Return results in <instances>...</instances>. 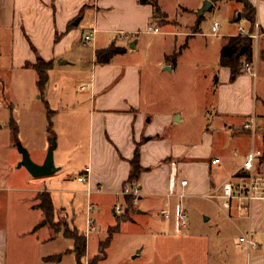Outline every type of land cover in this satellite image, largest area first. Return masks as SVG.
<instances>
[{
  "label": "rangeland",
  "instance_id": "374dc122",
  "mask_svg": "<svg viewBox=\"0 0 264 264\" xmlns=\"http://www.w3.org/2000/svg\"><path fill=\"white\" fill-rule=\"evenodd\" d=\"M159 2L161 10L169 16L166 25L158 23L162 35H148L149 28L142 29L135 37V40H141L139 50L134 57L124 59L125 62L142 68L144 98L146 109L150 113L147 129L151 131L158 129L162 136L161 141L149 143L146 152L151 156L147 160L152 165L163 156L173 157L178 153V158L174 161H178L180 167H184L180 179L186 177V171L188 175H193L198 180L204 177L207 162L220 157L226 176L240 165L244 150L250 147L252 149L253 142L252 139H241L244 135L241 126L234 127L230 125L231 121L221 120L216 116L212 75L220 61L223 38L236 33L241 27L247 29L248 23L241 22L233 26L230 22V17L235 16L233 6L220 5L204 15L200 36L193 39L190 36L197 32L196 29L201 22L200 13L210 0ZM234 6L242 8L241 5ZM94 15V10H90L78 30L80 34L78 46L87 52L84 66L80 69L70 67L57 69L55 73L50 74L46 94L50 109L54 113L52 117L40 100L37 73L33 70L20 73L12 68L15 63L12 37L7 34L0 35L2 41L0 81L3 84L0 86L4 88V94L0 97L3 104V108L0 109V189L4 190L2 193L4 205H8L9 208L27 207L31 212L30 221L37 227L44 220L37 191L48 192L52 195L57 210L55 225L61 227L63 222H66L71 225V229L79 231L86 238L89 202L86 193L78 185L77 178L87 168L94 171L93 166L96 167L97 164L93 154L95 120L91 106L94 85L91 74L94 67L92 53L95 42L85 43L93 31ZM114 16L118 22L120 16L117 14ZM216 23L221 27L218 36L212 33ZM149 25L152 28H159L157 22ZM121 45L129 47L128 43L120 42ZM178 53L182 54L177 62L176 73L165 72L160 66L161 63L165 64L166 57L171 58ZM20 61L21 59L18 60V64ZM13 123L17 125L19 131L20 146L30 154L36 165L45 164L55 142L54 160L59 170L55 176L37 180L30 177L25 168H21L23 156L16 147ZM258 126L256 131L258 149H264V123L261 122ZM51 129L53 135L50 133ZM242 140L246 141L243 143ZM101 152L103 158L110 160L111 154L108 150L105 151L103 148ZM153 160L156 162H152ZM163 166L155 165L153 172L160 175ZM190 176L189 178H192ZM18 190L21 191L17 192ZM196 192L195 196L187 199L184 204L188 209V224H191V227L198 226L208 218H212L214 222L219 215L214 203L203 199L201 193H204V189ZM172 198L173 210L170 216L171 224H175L182 201L178 197ZM91 203L94 210L91 216L97 223L98 231L87 238L88 253L84 264L100 255V242L108 239L110 229L116 228L119 217L124 215L117 217L114 214L117 205L123 206L122 203L118 204L116 197L94 196ZM134 208L137 210L136 200ZM65 209L68 211L67 214L62 211ZM135 213L136 211L132 213V218ZM134 220L136 224L131 221L121 226L102 264H149L152 261L155 252L154 239L169 235L164 219L160 213H156L150 217H135ZM196 230L191 229L192 232ZM175 233L177 234V231L173 230V235ZM240 237V233L235 229H230L225 234V247H229L230 256L235 253L233 251L235 243ZM46 239V235L44 237L43 234L36 236L37 241ZM57 239L49 243L50 245H44L45 253L54 251L52 255L60 258L56 264H78L73 254L74 242L66 239L64 234ZM259 255L264 256V249Z\"/></svg>",
  "mask_w": 264,
  "mask_h": 264
},
{
  "label": "crops",
  "instance_id": "0c3cea01",
  "mask_svg": "<svg viewBox=\"0 0 264 264\" xmlns=\"http://www.w3.org/2000/svg\"><path fill=\"white\" fill-rule=\"evenodd\" d=\"M152 3V0H0V35L7 34L12 37V51L13 58H15L12 68L16 72L33 70L32 67L40 60L54 64L50 74L55 73L57 69L69 67L80 69L84 66L87 52L78 46L80 36L78 30L85 22L88 12L94 10L91 34L94 36L93 42H95L92 53L94 67L91 73L94 85L91 106L95 120L93 154L94 160L97 159V164L96 167L93 166L94 171L87 168L77 178L78 185L82 187L88 197V208L92 206L91 201L94 196H113L117 198L118 204H123L120 207L125 209L126 199L119 195L129 181L132 173L130 163L134 160L135 152L140 148L141 165L146 173L137 184L141 190V198L133 216L134 224H136L135 217H150L160 213L164 219L166 232L169 234L166 237L154 239L155 252L149 264H244L245 260H247L246 264H264V256L259 255L260 251L264 249V203H256L251 216H249L237 205L230 212H226L223 210L222 200H206L214 203L218 208L219 215L214 222L212 218H208L196 227H191V224L187 222V226L183 228L179 219L182 210H185L188 215V209L184 204L187 199L195 196L196 191L203 188L204 193L200 192L203 197L212 194L219 196L222 186L241 171L247 156L254 149L264 153V149H258V135L252 136L244 131V126L251 119L256 120L257 126L261 122L264 123V0H250L252 6L257 10L256 25L260 28L261 36L258 46L257 48L254 46L253 52L252 64L255 75L250 76L243 71L242 76L232 83L231 70L221 66V56L212 75L216 116L221 120L231 121L230 125L234 127L241 126L245 135L241 139H252V149L251 147L247 150L243 149L244 154L241 156L243 161L226 176H224L223 161L220 157L210 159L205 165L204 177L202 179L200 177L198 180L195 176L188 175L186 171L187 178L180 179V174L184 173L182 172L184 167H180L179 162L174 161L175 158H178V153L173 157L163 156L157 162L153 160L152 162L156 163L152 165L147 160L151 156L146 152L149 143L156 140L161 141L162 136L158 129L153 131L147 129L150 113L146 109L144 98L142 68L139 65L127 63L124 59L134 57L141 44V40H135V37L142 29L150 28L149 24L154 22L155 9ZM226 4L232 5L234 8L235 16L234 18L230 17L233 26L246 22L242 19L244 8L234 6L239 5L237 3H223L216 6L213 4L210 11L216 9L217 6ZM114 14L120 16L118 22ZM240 16L241 21H239ZM78 22H80L79 26H75ZM239 29L236 33L223 38L224 45L221 48V54L229 46L231 39L240 38ZM244 30L250 32V25L248 24V28ZM200 33L201 31L198 35L187 36L194 39L199 37ZM218 34L213 35L218 36ZM122 36L127 38L122 39ZM120 42L128 43L129 47L120 46ZM114 45L126 49L127 54L117 57L109 66H99L96 62V52L107 50ZM19 59L21 61L18 64ZM160 66L165 72L176 73L178 70V63H169L168 57H166L165 64L161 63ZM0 84H2L1 81ZM2 85L0 86V97L4 94ZM62 104L69 108L64 102ZM2 108L3 104L0 102V109ZM244 147L246 146L244 145ZM103 148L110 152V160L102 157L101 149ZM152 159L150 158V160ZM215 160H220L221 165L213 166ZM160 164L164 166L161 174L158 175L153 170L156 168L155 165L159 166ZM172 164L177 165L178 181L189 182V188L186 190L187 197L181 200L175 224H171L172 218L167 220L163 215L164 213L171 215V210H173V198L170 196ZM43 165L44 163L38 164V166ZM87 171H90L88 175ZM257 173L264 177V158L257 166ZM82 175L87 177V183L78 182ZM3 191L0 189V264H56V262L47 261L57 258V256L52 255L54 252L52 250L45 253L44 245H50L49 243L57 241L59 236L57 237L49 228L41 229V225L36 227L34 222L30 221L29 214L31 212L27 207L9 208L8 205H4ZM19 191L21 190L17 192ZM37 192L39 195L43 194V191ZM181 192L182 189L179 187L178 194ZM117 206L114 209V214L119 217L115 212ZM62 211L64 214L68 212L66 209ZM192 228L197 230L192 232ZM230 229H235L241 235L236 240L234 250L231 247L235 251L232 256L229 255V247H225V234ZM173 230H176L177 234L173 235ZM38 234H43L44 237L46 235V241H37ZM250 234L258 245V248L252 251L240 244V240ZM103 243L100 242V247ZM140 256H142L141 253ZM91 261L89 259L86 264Z\"/></svg>",
  "mask_w": 264,
  "mask_h": 264
},
{
  "label": "trees",
  "instance_id": "16d2710c",
  "mask_svg": "<svg viewBox=\"0 0 264 264\" xmlns=\"http://www.w3.org/2000/svg\"><path fill=\"white\" fill-rule=\"evenodd\" d=\"M153 7L155 9L154 13V22L161 23V25H166L168 23V15L164 14L158 5V0H152ZM212 3L216 6L223 3H237L241 5L244 10L242 14V19L245 20L251 27L250 33L254 34L256 31L257 24V10L252 6L250 0H212ZM204 21V17L202 18L200 24L196 29L195 35H198L200 32V26ZM245 50L243 56H241L242 52ZM253 52H254V44L249 39L237 38L231 39L229 42V46H227L222 54H221V66L224 68H229L232 73V83L237 81L239 77L242 76L244 71L245 64L253 63ZM127 54L126 49L118 48L116 45L112 46L107 50H100L96 52V62L99 66H109L112 64L114 59L120 56H124ZM180 55L176 54L175 56L168 58L169 63L176 64L178 62ZM245 64H244V63ZM30 67V66H29ZM33 70L38 75V89L41 95V100L46 106V109L52 117L54 113L50 109V104L46 101V92L50 81V72L54 68L53 63H46L40 60L35 66L32 67ZM12 130L14 133L16 145L20 144L19 142V131L17 125L15 123L12 124ZM50 133L53 135L52 129ZM132 168V173L129 178L127 184L135 185L141 181L142 176L146 173V170L143 169L141 165V151L140 148L135 152L134 160L130 163ZM245 176V174H243ZM41 202L40 209L44 215V221L41 224L40 228H49L52 230L55 235L58 237L61 234H64L66 239H69L74 242V251L73 254L76 256L78 264H84V261L87 258L88 253V240L85 235H81L79 231L71 229V225L63 222V226L65 229L62 230L61 227H57L55 225L57 210L55 208L53 198L48 193L40 194L38 197ZM134 198H126L125 200V211L124 215L119 217L118 226L116 228H112L109 231L108 239L101 245V253L98 257L94 258L89 264H100L102 261L107 258V251L110 249L114 237L119 234L121 226L123 224L129 223L133 221L132 213L136 211L134 208ZM60 258H53L47 260L48 262H59Z\"/></svg>",
  "mask_w": 264,
  "mask_h": 264
},
{
  "label": "built area",
  "instance_id": "2783aa9c",
  "mask_svg": "<svg viewBox=\"0 0 264 264\" xmlns=\"http://www.w3.org/2000/svg\"><path fill=\"white\" fill-rule=\"evenodd\" d=\"M213 34H218L220 31L219 24H215L213 27ZM148 35L160 36L161 30L158 28L150 27L147 32ZM239 37L243 39H249L253 42L255 48H257L258 43L261 39L260 36V28L256 25V31L254 34L247 32L243 28L239 29ZM126 39L124 36L122 39ZM94 36L90 35L86 38L85 43H93ZM244 72L250 76H254L253 64H245ZM244 131L250 133L252 136H255L257 133V124L255 119H251L249 123L244 126ZM264 158V153L262 151L253 150L246 158L244 165L239 173L235 176L231 177V179L225 183L220 189L219 196L208 195L204 196L203 199L215 201L222 200L223 202V210L226 212H230L235 205L242 208L249 216L253 211L254 205L256 203H264V177H261L257 173V166ZM221 161L215 160L213 162V166H220ZM171 180H170V196L178 197L180 200H184L187 197L186 190L189 188L188 181L179 182V174L176 164L171 165ZM90 171H87V175ZM245 174V176H243ZM78 182L81 184L87 183V177L82 175ZM182 189V192L178 194V188ZM122 198H134L136 200V205L138 204L139 199L141 198V190L139 185H130L127 184L121 194L119 195ZM92 206L88 208V227L87 234L88 236L94 235L97 233V223L92 219L93 213ZM118 216L124 214V210L121 207H117L115 210ZM167 220H170L171 217L168 213L163 214ZM180 224L183 228L187 226L188 215L185 210H182L180 213ZM240 244L246 246L249 251L256 250L258 248L257 243L254 241L253 236L246 235L240 240Z\"/></svg>",
  "mask_w": 264,
  "mask_h": 264
},
{
  "label": "water",
  "instance_id": "95a60500",
  "mask_svg": "<svg viewBox=\"0 0 264 264\" xmlns=\"http://www.w3.org/2000/svg\"><path fill=\"white\" fill-rule=\"evenodd\" d=\"M212 8H213V4L208 2L206 4V7L200 13L199 21H201L204 15L208 13ZM239 21H241V16L239 18ZM79 23L80 22L76 23L75 26H79ZM244 53H245V50L242 52L241 56H243ZM16 147L20 150V153L23 156V162L21 164V168H25L34 179H37V180L46 179V178L55 176L59 172V170H57L55 166V160H54V153L56 150L55 142L43 166L36 165L32 161L30 154L25 149H23L20 146V144H17Z\"/></svg>",
  "mask_w": 264,
  "mask_h": 264
}]
</instances>
